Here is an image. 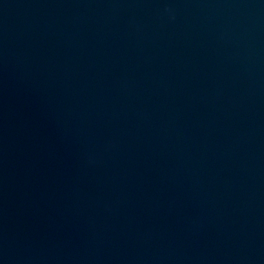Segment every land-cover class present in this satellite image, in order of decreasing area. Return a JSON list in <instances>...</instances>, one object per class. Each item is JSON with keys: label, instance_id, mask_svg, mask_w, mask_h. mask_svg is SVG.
Masks as SVG:
<instances>
[{"label": "water", "instance_id": "water-1", "mask_svg": "<svg viewBox=\"0 0 264 264\" xmlns=\"http://www.w3.org/2000/svg\"><path fill=\"white\" fill-rule=\"evenodd\" d=\"M0 264H264V0H0Z\"/></svg>", "mask_w": 264, "mask_h": 264}]
</instances>
